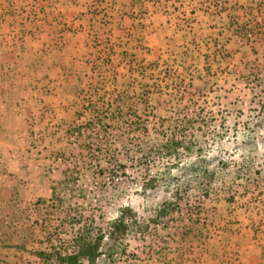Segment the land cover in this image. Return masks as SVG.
Returning a JSON list of instances; mask_svg holds the SVG:
<instances>
[{
	"label": "rangeland",
	"instance_id": "obj_1",
	"mask_svg": "<svg viewBox=\"0 0 264 264\" xmlns=\"http://www.w3.org/2000/svg\"><path fill=\"white\" fill-rule=\"evenodd\" d=\"M66 1L0 0V51L25 37L29 69L0 140V264H42L125 207L150 229L105 239L97 264H248L243 246H264V0H160L161 42L146 11L95 0L70 18ZM176 189L179 212L150 223Z\"/></svg>",
	"mask_w": 264,
	"mask_h": 264
},
{
	"label": "crops",
	"instance_id": "obj_2",
	"mask_svg": "<svg viewBox=\"0 0 264 264\" xmlns=\"http://www.w3.org/2000/svg\"><path fill=\"white\" fill-rule=\"evenodd\" d=\"M115 1L116 7H120L124 11H146L148 17L151 18L150 27H153L152 36L158 39L159 42L166 38L167 34L162 33V29L170 25L171 20L160 14L161 11L158 8L161 5L160 0H154V2H152L153 6L152 4H148L149 0ZM94 2L95 0H68L65 4H62V6L65 7L66 12L69 13L68 17L71 18L72 16L79 15L81 10H87L92 7ZM59 5L60 4H58V6ZM156 13L161 16H158V14L156 15ZM159 28L162 29L159 30ZM79 36L78 47H80V42L82 44L83 42L88 41L90 32L83 30ZM25 39V37L23 40L21 39L22 41L17 44L18 48L14 51L8 49H14L12 44L9 43L4 44V49L2 48L3 50L0 51V140L8 139L12 134L8 127L9 124L13 123L14 120H23L24 118L22 114L19 115V113L16 112V109L19 106V101L12 100L11 95L18 90L16 87H23V92H25L24 87L29 86L27 81L29 77V69L24 63L25 59L28 58V52H24V47H26ZM39 67L43 69L45 68L44 66ZM22 106L23 105H21V107ZM241 253L245 256L248 264H264V246L256 241L243 246Z\"/></svg>",
	"mask_w": 264,
	"mask_h": 264
},
{
	"label": "trees",
	"instance_id": "obj_3",
	"mask_svg": "<svg viewBox=\"0 0 264 264\" xmlns=\"http://www.w3.org/2000/svg\"><path fill=\"white\" fill-rule=\"evenodd\" d=\"M260 8H262V5H260ZM183 143L182 140L172 139L165 141L160 146L165 151L167 158H173L174 152L182 148ZM161 148L160 150H162ZM151 179L150 181L156 182L155 178ZM181 200H183V197L180 190L176 189L174 200L164 201L155 210L154 217L150 219V223L159 225L161 221L171 214L179 212L181 209L179 202ZM149 229L150 225L140 221L137 213L132 208L125 207L120 210L119 217L108 224L105 231L97 229L94 223L86 225L76 231L70 242V247L65 248V253L54 249L52 252L39 251L37 256L42 261V264H97V260L102 254L101 247L105 239L110 238L118 242L130 235L143 234Z\"/></svg>",
	"mask_w": 264,
	"mask_h": 264
}]
</instances>
